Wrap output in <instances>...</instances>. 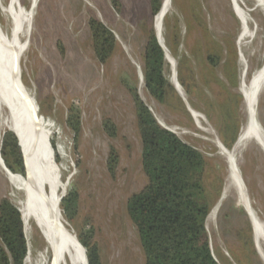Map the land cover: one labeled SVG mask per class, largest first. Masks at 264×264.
<instances>
[{
    "label": "rangeland",
    "instance_id": "rangeland-1",
    "mask_svg": "<svg viewBox=\"0 0 264 264\" xmlns=\"http://www.w3.org/2000/svg\"><path fill=\"white\" fill-rule=\"evenodd\" d=\"M241 1L252 9L260 5L264 9L262 0ZM119 3L116 10L110 0H0L3 46L13 41L16 24L21 23L15 37L23 50L19 79L35 103L47 147L51 140L55 142V150L50 153L48 147V152L58 168V182L65 186L57 196H66L71 188L78 195L74 220L65 219L60 211L68 230L77 238L82 229H91L102 264H144L137 231L126 213L128 198L146 184L134 105L124 86L127 82L136 87L141 101L164 127L206 160L205 185L211 202L206 232L215 260L264 264L246 209L250 206L264 222V151L249 141L235 152L232 163L217 146L226 149L223 143L235 134L238 137L246 123L241 85L251 86L264 64V10L253 13L259 30L242 46L232 0H169L158 24L149 0ZM163 4L164 0L158 16ZM90 18L100 21L116 39L115 51L105 65L98 63L92 49ZM151 30L170 62L166 61L169 73L165 74L177 87L182 106L174 97L165 105L155 102L140 82L143 50ZM0 61L9 73L1 52ZM0 70L3 73L1 66ZM263 84L264 80L257 89L255 110L264 128ZM71 106L80 114L76 139L66 125ZM105 119L116 126L115 138L104 133ZM2 137L1 132L0 146ZM110 147L119 156L113 177L106 167ZM8 173L0 167V200L9 199L22 213L29 250L24 264H48L39 257L45 243L38 231L32 223V231L26 230L21 194L12 188Z\"/></svg>",
    "mask_w": 264,
    "mask_h": 264
},
{
    "label": "trees",
    "instance_id": "trees-1",
    "mask_svg": "<svg viewBox=\"0 0 264 264\" xmlns=\"http://www.w3.org/2000/svg\"><path fill=\"white\" fill-rule=\"evenodd\" d=\"M110 1L119 10V0ZM149 2L151 15L155 17L161 10L162 0ZM87 26L95 58L99 64L105 65L115 51L116 39L95 18H90ZM142 62L144 88L148 95L161 105L174 97L182 106L180 97L165 74L169 73V64L152 30L146 38ZM178 80L183 86L182 79L179 77ZM124 86L134 105L141 144V169L146 178L144 187L128 198L126 213L137 231L144 264H219L213 256L206 232L211 202L205 185L204 156L175 134L159 126L149 108L141 101L135 86L127 82H124ZM66 125L76 139L80 131L77 107L69 108ZM102 127L108 137H116L117 129L110 119H105ZM236 139L237 134L230 142H224V147L231 149ZM50 144L55 150L54 140ZM0 158L8 172L25 177V162L17 138L12 132H5L2 137ZM118 164V153L110 147L106 167L112 177ZM77 202L78 195L71 188L62 199L64 213L70 222L76 217ZM22 222L18 207L9 199L2 198L0 264H24L28 244ZM77 241L85 250L87 264H102L91 229L79 231Z\"/></svg>",
    "mask_w": 264,
    "mask_h": 264
},
{
    "label": "bare ground",
    "instance_id": "bare-ground-1",
    "mask_svg": "<svg viewBox=\"0 0 264 264\" xmlns=\"http://www.w3.org/2000/svg\"><path fill=\"white\" fill-rule=\"evenodd\" d=\"M168 1L164 0L163 9L159 16L157 15V24L167 8ZM262 1L264 7V0ZM232 5L240 22L237 40L244 46L256 37L259 26L253 13L263 8L259 4V8L252 9L249 3L241 0H232ZM30 7L33 8L31 5ZM20 24H16L14 33L12 32L13 41L8 46L0 43V52L9 72L4 71L0 61L6 76L0 70V137L1 132H12L17 138L25 162V177L13 175L10 172L7 177L12 188L21 194L19 206L21 211L25 212L26 230L32 231V223L45 243L39 257L48 260V264H87L84 248L78 243L75 235L68 230L57 206L60 199L57 196L58 190H64L65 186L58 182V168L48 152L47 136L41 124L37 123L35 103L26 95L20 82L19 61L23 50L18 39H15ZM245 40H247L246 43H244ZM255 74L253 83H250L251 86L241 85L246 123L240 130L233 151L228 152L217 144L221 154L232 163H235V152L249 141H254L264 151V128L259 123L255 110L257 89L264 80V64ZM0 167H2L1 162ZM230 169L234 174L233 167ZM246 209L252 222L255 245L264 261V222L251 210L250 206L246 205ZM21 218L23 220L22 216Z\"/></svg>",
    "mask_w": 264,
    "mask_h": 264
},
{
    "label": "water",
    "instance_id": "water-1",
    "mask_svg": "<svg viewBox=\"0 0 264 264\" xmlns=\"http://www.w3.org/2000/svg\"><path fill=\"white\" fill-rule=\"evenodd\" d=\"M155 37H156V39H157V42H158V44H159V46H160V48L162 49V51H163V53H164V58H165V60L168 62V63H170L169 61H168V59H167V57H166V53H165V50H164V48H163V46L160 44V42H159V40H158V37H157V35H156V33H155ZM140 82L142 83L143 82V76H142V74H140ZM175 87V89H177V87L176 86H174ZM182 98V97H181ZM182 100L184 101V99L182 98ZM186 108H187V110H188V112L191 114V116H192V113H191V109L186 105ZM149 111L152 113V115H153V117L155 118V120L157 121V123L159 124V126H161L163 129H165V130H167V131H169V132H171V133H173V134H175L173 131H171V130H169L168 128H166V127H164L157 119H156V117L154 116V114H153V112L149 109ZM43 118V117H42ZM5 133H3V135H4ZM176 135V134H175ZM49 143V142H48ZM236 143H237V141L235 142V144L234 145H236ZM221 145V144H220ZM18 147H19V145H18ZM49 147H50V150H51V152H52V147H51V144L49 143ZM221 147H223V146H221ZM20 148V147H19ZM20 151H21V149H20ZM22 154V153H21ZM22 158H23V156H22ZM0 162H1V166L6 170V171H8L5 167H4V164H3V161L1 160V158H0ZM24 162V161H23ZM66 183H68V181L66 182ZM65 197V195L63 196V197H61L60 198V200H59V206H60V211H61V213H62V215L65 217V219H67V217H66V215H65V213H64V210H63V207H62V199ZM21 220H22V218H21ZM23 223V222H22ZM23 231H24V227H23ZM25 235V234H24ZM76 236L78 237V234H76ZM26 238V237H25ZM28 246V245H27ZM28 254H29V250H28ZM28 254H27V256H28ZM27 258V257H26Z\"/></svg>",
    "mask_w": 264,
    "mask_h": 264
}]
</instances>
